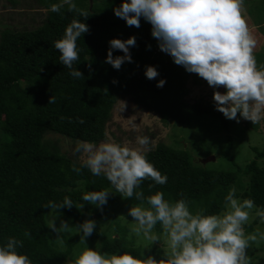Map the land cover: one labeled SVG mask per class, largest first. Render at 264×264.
<instances>
[{
	"label": "trees",
	"instance_id": "obj_1",
	"mask_svg": "<svg viewBox=\"0 0 264 264\" xmlns=\"http://www.w3.org/2000/svg\"><path fill=\"white\" fill-rule=\"evenodd\" d=\"M75 2L79 8L86 9L87 0ZM96 2L90 3L87 9L90 16L86 20L68 12L64 6L59 13L49 12L46 23L38 28H6L0 40V245L9 237L23 241L17 251L26 254L32 264H75V249L84 244L102 253L127 252L140 259L147 258L133 239H127V229L116 217L105 230L95 228L86 243L79 241L77 227L86 220L106 218L123 197L103 175L93 176L87 168L74 172L72 165L81 167V163L61 154L46 140L48 135L74 142L105 141L116 104L128 96L173 123L182 122L187 110L198 117L219 121L228 133L236 123L210 103L203 100L190 103L189 83L193 79L200 84L201 77L187 72L159 49L157 39L151 35L150 23L141 18L139 27L128 26L124 19L116 17L113 9L122 0H107L101 10L95 9ZM52 3L57 2H45L47 7ZM73 19L89 27L77 41L81 51L73 67L82 72L79 79L69 75V70L60 63L59 51L53 47ZM133 36L136 46L130 48L131 63L125 62L117 70L105 62L110 40H127ZM123 55L119 50L113 52L114 57ZM147 66L156 67L159 75L151 80L146 78ZM161 79L166 81L162 88L157 87ZM228 142L229 154L232 140L229 138ZM254 151L256 159L243 171L234 159L231 161L236 170L210 171L202 164L195 165L188 152L161 143L147 152V159L161 174L167 175L168 181L156 185L146 179L139 190L145 197L162 191L170 202L185 198L193 213L220 214L225 210L224 197L236 184L238 174L243 173L247 188L242 193L235 191L236 198H250L264 209V166L259 164L264 150L254 148ZM100 190L113 193L102 208L81 200L85 192ZM65 196L74 202L71 209H60L58 213L43 208L48 201L62 202ZM80 203L84 204L82 209L78 207ZM141 203L147 207L146 201L124 198V204L129 207ZM50 213L67 222L69 230L59 235L49 233ZM259 221L258 217L255 224ZM155 228L158 234L163 233L159 223ZM245 228L249 230L252 226ZM26 230L31 238L24 236ZM154 259L158 264H167L168 256L155 252ZM250 264H264V258L253 255Z\"/></svg>",
	"mask_w": 264,
	"mask_h": 264
},
{
	"label": "clouds",
	"instance_id": "obj_2",
	"mask_svg": "<svg viewBox=\"0 0 264 264\" xmlns=\"http://www.w3.org/2000/svg\"><path fill=\"white\" fill-rule=\"evenodd\" d=\"M244 2L122 0L113 11L128 26L139 27L141 18L150 23L151 35L157 39L159 49L170 55L175 64L197 74L214 89L215 107L225 118L239 122V113L240 118L258 124L264 121V65L258 66L254 56L257 41L242 15ZM64 6L83 20L90 16L89 10L79 8L75 0H58L49 6L48 11L59 13ZM88 31L86 23L73 19L66 26L63 37L53 44L60 53V63L76 79L83 76L73 67L81 51L77 41ZM135 46V36L127 40H110L105 62L119 70L125 62H132L130 48ZM115 50L122 51L124 55L114 57ZM158 75L156 67H146V78L151 80ZM165 83L161 79L157 87L162 88ZM220 86L225 89L223 93L215 90ZM79 122L83 123L82 120ZM105 136L107 140L98 144L76 142L74 151L81 153L83 158L81 167L73 164L72 170L80 173L82 168H87L93 176L103 175L123 198L135 197L137 201H146L147 207L141 203L129 209L128 215L134 219L131 231L157 241L153 229L159 223L171 250L167 264H250L246 249L256 236H246L243 226L254 207L256 216L264 223V209L256 206L250 198L239 201L234 188L224 197L225 210L211 215H205L203 211L193 213L185 198L170 202L162 191L145 197L139 190L144 180L150 179L156 185H165L168 181L167 175L161 174L147 159V152L151 150L149 137L137 136L136 146L130 147L113 141L107 132ZM109 194L108 190L88 191L81 200L102 208L107 204ZM73 206L72 199L65 196L62 202L48 201L43 208L59 213L60 209ZM78 207L82 209L84 204L80 203ZM57 218L53 217L47 226L59 235L61 231L69 230L70 225L61 220L57 227ZM77 228L79 241L86 243L96 228V222L86 220ZM24 236L31 238L27 230ZM22 246L23 241L9 237L5 244L0 245V264H32L26 254L17 251ZM75 264H158V261L152 256L140 259L127 252L108 254L88 247L76 258Z\"/></svg>",
	"mask_w": 264,
	"mask_h": 264
},
{
	"label": "rangeland",
	"instance_id": "obj_3",
	"mask_svg": "<svg viewBox=\"0 0 264 264\" xmlns=\"http://www.w3.org/2000/svg\"><path fill=\"white\" fill-rule=\"evenodd\" d=\"M97 1L94 6L95 9L100 10L103 7V2H107V0ZM45 2L46 0H0V40L6 28L27 27L34 29L44 25L50 12ZM56 2L58 3V0ZM85 8H90V0H87ZM242 15L257 41L254 49L257 65H264V0H245ZM200 79V84L194 83L191 79L187 99L190 103L203 100L204 103H210L216 110L213 99L214 89L203 78ZM215 90L221 93L225 91L223 86ZM135 99V97L128 96L119 101L113 110L112 118L107 126V133L117 143L135 147L137 136H147L151 141V149L165 143L173 149L188 152L193 163L197 166L203 165L207 170L224 172L236 170L233 167L232 159L243 171L248 164L256 159L254 148L260 151L264 150V121L253 124L251 121L240 118L238 113L239 122L235 119L229 120L236 123L231 125L228 133L219 121L207 116L198 117L190 110L183 113L182 122L167 121L157 112L147 110L137 104ZM229 138L232 140V147L228 154ZM46 140L53 143L61 154L79 163L82 162L83 155L74 151L76 142L53 134L48 135ZM211 158H214V161H210ZM205 161L210 162L203 164ZM259 164L264 166V158L259 160ZM245 179L243 173L238 174V180L233 187L236 192L242 193L247 188ZM112 195L113 193L109 194V196ZM238 200L242 201L243 199ZM119 203L112 207L106 218L94 220L96 228L105 230L112 223V218L116 217L117 221L127 229V239H133L135 246L141 248L145 256L154 258L155 252H162L169 257L171 250L164 232L158 234L156 228L153 229V234L158 237L157 241L145 238L142 234L137 236L131 231L134 227V220L128 215L131 207L124 204V198L120 199ZM55 216L58 215L48 214V223ZM257 218L254 207L249 211V220L243 226L246 236H256L255 240L249 241V247L246 249L249 258L253 255L264 258V238H261V234H264V223L259 221L255 224ZM60 222L61 219L58 216L55 221L57 227L60 226ZM249 225L252 228L246 230L245 226ZM49 233L54 232L49 228ZM84 245L75 249L77 257L82 253L80 251L89 247ZM91 249L93 248L91 247Z\"/></svg>",
	"mask_w": 264,
	"mask_h": 264
},
{
	"label": "water",
	"instance_id": "obj_4",
	"mask_svg": "<svg viewBox=\"0 0 264 264\" xmlns=\"http://www.w3.org/2000/svg\"><path fill=\"white\" fill-rule=\"evenodd\" d=\"M90 3L92 4L93 3V0H90ZM214 161V158H211L210 161ZM210 161H205L203 164H207V162H210Z\"/></svg>",
	"mask_w": 264,
	"mask_h": 264
}]
</instances>
